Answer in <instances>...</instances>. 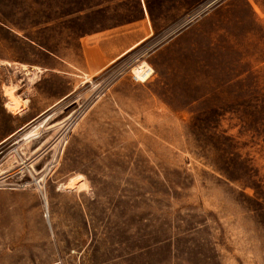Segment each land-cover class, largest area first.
<instances>
[{
    "label": "rangeland",
    "instance_id": "1",
    "mask_svg": "<svg viewBox=\"0 0 264 264\" xmlns=\"http://www.w3.org/2000/svg\"><path fill=\"white\" fill-rule=\"evenodd\" d=\"M118 27L146 38L77 66ZM0 264H264V0H0Z\"/></svg>",
    "mask_w": 264,
    "mask_h": 264
},
{
    "label": "crops",
    "instance_id": "2",
    "mask_svg": "<svg viewBox=\"0 0 264 264\" xmlns=\"http://www.w3.org/2000/svg\"><path fill=\"white\" fill-rule=\"evenodd\" d=\"M134 33L139 32L134 30ZM145 38L146 36L144 35L135 34L134 36L129 28L118 27L99 31L83 40L82 43H85V46L82 45L81 64L78 65V61L76 64L87 72H99L122 57ZM38 53L40 55L38 60L35 58L33 61L19 62L18 66L14 68L15 71H17V75L21 78L18 83L19 93H17V97L23 101V103L29 100V94L35 95L36 84H38V90L43 91V93L40 91L38 94V100L33 98L29 101L34 106L32 109L34 115L29 117L26 122L22 123L19 129L28 126V124L45 113L53 105L50 99L51 86L49 84V73L52 71L66 73L67 62H64L62 59L59 61L52 59L51 56H49L50 53H47V51ZM36 74L39 75L37 76V82L28 85L29 79ZM27 89H31L32 92L30 93ZM46 97L48 98L47 100L45 99ZM22 110H24V108ZM26 111L27 110H24V112Z\"/></svg>",
    "mask_w": 264,
    "mask_h": 264
},
{
    "label": "bare ground",
    "instance_id": "3",
    "mask_svg": "<svg viewBox=\"0 0 264 264\" xmlns=\"http://www.w3.org/2000/svg\"><path fill=\"white\" fill-rule=\"evenodd\" d=\"M143 71H144L143 70V67H139V68H136L135 69L136 78L138 80H141V81L144 80V73H143ZM6 108L9 109L10 111H15L16 110V106L14 105L12 98H9L8 99V102L6 103ZM44 205L46 206V203H44ZM45 215L48 217L47 207H46V210H45Z\"/></svg>",
    "mask_w": 264,
    "mask_h": 264
}]
</instances>
